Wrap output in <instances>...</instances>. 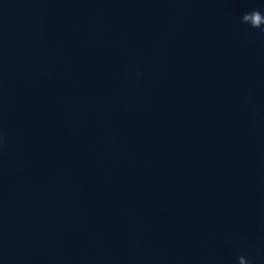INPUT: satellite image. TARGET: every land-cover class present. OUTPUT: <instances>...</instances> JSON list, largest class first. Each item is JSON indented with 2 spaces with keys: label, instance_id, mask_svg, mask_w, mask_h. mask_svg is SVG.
<instances>
[{
  "label": "water",
  "instance_id": "obj_1",
  "mask_svg": "<svg viewBox=\"0 0 264 264\" xmlns=\"http://www.w3.org/2000/svg\"><path fill=\"white\" fill-rule=\"evenodd\" d=\"M253 25L264 0H0V264H264Z\"/></svg>",
  "mask_w": 264,
  "mask_h": 264
},
{
  "label": "clouds",
  "instance_id": "obj_2",
  "mask_svg": "<svg viewBox=\"0 0 264 264\" xmlns=\"http://www.w3.org/2000/svg\"><path fill=\"white\" fill-rule=\"evenodd\" d=\"M252 17H255L257 21H259L261 19V11L258 9H253L252 13H251ZM248 17H246L247 19ZM251 28L253 29H260L261 32H264V28H259L257 25H253Z\"/></svg>",
  "mask_w": 264,
  "mask_h": 264
}]
</instances>
